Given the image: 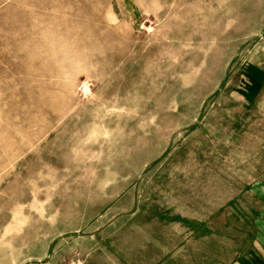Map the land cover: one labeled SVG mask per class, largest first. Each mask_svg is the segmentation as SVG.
I'll return each instance as SVG.
<instances>
[{"label":"rangeland","instance_id":"374dc122","mask_svg":"<svg viewBox=\"0 0 264 264\" xmlns=\"http://www.w3.org/2000/svg\"><path fill=\"white\" fill-rule=\"evenodd\" d=\"M252 188L264 0H0V264H222Z\"/></svg>","mask_w":264,"mask_h":264},{"label":"crops","instance_id":"0c3cea01","mask_svg":"<svg viewBox=\"0 0 264 264\" xmlns=\"http://www.w3.org/2000/svg\"><path fill=\"white\" fill-rule=\"evenodd\" d=\"M251 192L257 195L255 204L229 203L237 223L224 237L229 251L226 260H221L222 264H264V188H252ZM164 256L168 259L162 264H172L171 250Z\"/></svg>","mask_w":264,"mask_h":264}]
</instances>
